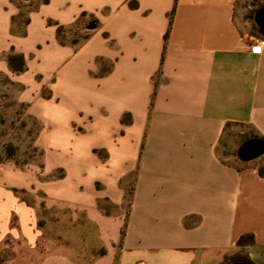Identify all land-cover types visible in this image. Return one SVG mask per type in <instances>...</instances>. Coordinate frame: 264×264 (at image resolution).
<instances>
[{"label": "crops", "instance_id": "0c3cea01", "mask_svg": "<svg viewBox=\"0 0 264 264\" xmlns=\"http://www.w3.org/2000/svg\"><path fill=\"white\" fill-rule=\"evenodd\" d=\"M241 1L0 0V85L39 153L0 175V247L38 241L36 198L122 234L118 264H264V154L219 152L231 128L264 139L261 0Z\"/></svg>", "mask_w": 264, "mask_h": 264}, {"label": "rangeland", "instance_id": "374dc122", "mask_svg": "<svg viewBox=\"0 0 264 264\" xmlns=\"http://www.w3.org/2000/svg\"><path fill=\"white\" fill-rule=\"evenodd\" d=\"M70 31L68 34L66 29L59 30L60 42H81L82 35L75 33L74 29ZM107 64H100L96 73L101 74ZM3 87L0 85V175L8 170L22 172L39 166L35 146L37 122L26 114V106L14 101ZM240 130L235 127L226 132L219 149L222 156L235 154L246 136L240 135ZM127 185L131 186V182ZM36 201L35 198L36 229L40 232L38 241L32 245L20 240L7 241L0 247V264H118L122 234L115 237L106 223L90 222L82 211L48 207L42 201L37 205ZM105 209L110 215L117 213L107 206Z\"/></svg>", "mask_w": 264, "mask_h": 264}, {"label": "water", "instance_id": "95a60500", "mask_svg": "<svg viewBox=\"0 0 264 264\" xmlns=\"http://www.w3.org/2000/svg\"><path fill=\"white\" fill-rule=\"evenodd\" d=\"M253 23L257 28V32L264 37V6L258 8L253 14ZM93 28L90 23L88 29ZM237 159L242 163L251 162L264 154V140L252 138L243 141L235 151ZM230 264H248L245 262H232Z\"/></svg>", "mask_w": 264, "mask_h": 264}, {"label": "trees", "instance_id": "16d2710c", "mask_svg": "<svg viewBox=\"0 0 264 264\" xmlns=\"http://www.w3.org/2000/svg\"><path fill=\"white\" fill-rule=\"evenodd\" d=\"M254 2H255V0H253ZM262 6H264V0H261V1H257V2H255V3H252V8H251V10L247 13V15H246V18H248V19H250L251 20V22H252V25H253V33H254V35L255 36H257V37H259V38H264V37H261L259 34H258V32H257V28H256V26L254 25V23H253V14H254V12L258 9V8H260V7H262ZM173 12H174V6L172 7V9H171V11H170V13H169V23H170V20H171V15L173 14ZM166 35V34H165ZM165 37V36H164ZM253 137H245L242 141H241V143L243 142V141H245V140H247V139H252ZM261 139H263V138H261ZM264 140V139H263ZM236 151V150H235ZM263 171H264V168H261V169H259V171H258V173H259V175H262V173H263ZM126 202H127V206L129 205V201H130V199H129V193L126 195ZM252 242V237H251V235H246V236H241L238 240H237V246H243V245H246V244H248V243H251Z\"/></svg>", "mask_w": 264, "mask_h": 264}, {"label": "built area", "instance_id": "2783aa9c", "mask_svg": "<svg viewBox=\"0 0 264 264\" xmlns=\"http://www.w3.org/2000/svg\"><path fill=\"white\" fill-rule=\"evenodd\" d=\"M260 43H263L264 44V38H261L260 39Z\"/></svg>", "mask_w": 264, "mask_h": 264}]
</instances>
